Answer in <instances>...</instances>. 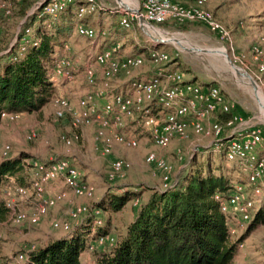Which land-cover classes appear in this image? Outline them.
Wrapping results in <instances>:
<instances>
[{"label":"built area","instance_id":"2783aa9c","mask_svg":"<svg viewBox=\"0 0 264 264\" xmlns=\"http://www.w3.org/2000/svg\"><path fill=\"white\" fill-rule=\"evenodd\" d=\"M207 1L141 0L136 9L129 10L109 7L100 0H37L26 16L35 14L38 18L44 15L55 18L68 6H73L77 16L82 18L87 13L99 10L118 12L119 24L125 28L130 27L133 21L146 26H159L165 22H200L218 37L228 39L229 31L207 7ZM2 10L9 13L8 0H0V12ZM26 16L20 21L17 33L21 30L30 33L31 28L23 25ZM75 26L76 33L91 42L106 36V30L85 25L79 20ZM15 41L16 38L12 44ZM24 49L25 46L21 45L19 50ZM252 51L254 59H259L262 49L256 45ZM90 57L92 62L86 61L83 66L88 86L86 92L75 103L68 97L58 95L52 99L54 120H68V131L59 133L63 146L69 148L78 144L82 135L80 130L89 125L95 126L94 149L102 155L110 154L115 143L126 148H137L141 132L157 148L168 146L174 138L183 139L190 132L206 136L214 142L216 149L224 151L227 160L239 162L246 173L251 194L245 185L238 183L227 197L214 196L219 200L220 211L229 214L228 232L232 234L239 229L246 230L264 187V128L253 123L251 118H244L240 112H233L221 120L219 114L232 111L236 107L234 103L225 98L217 84L197 83L185 76L179 67L174 66L175 63H170L171 56L164 49L152 47L146 54L126 53L121 43L114 41L90 54ZM145 65L149 70L147 74L131 78L126 90H115L114 85L122 74H131ZM74 68L69 58L57 59L53 65L52 80L56 81L59 77L66 81L73 80ZM257 71V78L264 80L263 61L257 63ZM20 116L21 113H0L1 120L7 121H14ZM136 127L139 134L131 129ZM34 136L35 131L30 130L27 138ZM10 149V144L0 139L2 158L9 157ZM144 161L160 171V190L178 182L175 176L172 177L173 166L156 150L146 152ZM130 166L131 162L126 158H113L106 179L113 182L122 178ZM27 169L28 179L25 182L9 176L8 182L0 188V198L7 208L5 221L36 224L56 204L57 199L69 192L76 199L65 211L66 218L52 220V228L70 231L74 225L82 224V219L86 217L93 228L103 226L101 208L88 201L94 197V186L84 178L81 169L68 155L47 160L32 159ZM52 182L61 184L54 194H50L47 188ZM134 203H138V198ZM96 241L99 245L116 243L109 232L98 235ZM93 248V244L88 246V250ZM33 249L34 246L17 254V262H23Z\"/></svg>","mask_w":264,"mask_h":264},{"label":"rangeland","instance_id":"374dc122","mask_svg":"<svg viewBox=\"0 0 264 264\" xmlns=\"http://www.w3.org/2000/svg\"><path fill=\"white\" fill-rule=\"evenodd\" d=\"M100 1L109 7L129 10L136 9L141 3V0ZM207 7L212 10L215 17L229 31L228 39L218 37L200 22L175 24V26L185 23L189 24L186 30H180L168 23H166L167 26L159 27L156 25H139L136 21H133L130 27L125 28L118 23V12L99 10L95 13L85 14L84 17L89 16L87 21H91L90 18H92L95 22H98L99 26H103L107 31V35L99 38L96 41L97 43H95V47H90L91 42H89L90 50L85 56L87 58L83 61L85 63L86 61L87 63L92 62L90 54L99 51L105 45L103 42L107 39H111L113 42H120L125 52L146 54L148 49L152 47L164 49L170 55H178L181 63L188 67L189 71L184 73L185 76L197 83L217 84L225 98L234 103L244 118H251L253 123L264 128V80L260 81L256 76L259 75L257 63L259 61L264 62V0H208ZM249 7H252L251 13H243L242 8L247 9ZM226 13L231 14V16H227ZM13 18L0 17V45H2V40H11L12 44V39L17 36L19 23ZM81 18L76 16L74 21L76 22ZM238 23L240 30H235L234 26ZM79 38L81 39L82 37L77 35L76 26L73 25L66 38H64L62 46L56 47V50H59V55H65L73 62L75 70L80 66L78 72H72L73 80L70 81L71 85L61 88L64 90H59L56 93L58 96L68 97L74 103L88 88L85 82L84 69L81 68L82 65L81 63L79 64L78 58L83 54L81 52L84 49H81V47H84L83 45L85 44L84 48H87L88 42ZM256 45L262 49L259 59H254L253 57L252 49ZM220 47L226 50V57L229 62L242 70H239V68L233 70L231 68L224 56L217 52ZM224 49H222L223 52ZM96 68L99 73V67L97 66ZM147 68L148 66L145 65L143 68L133 70L131 74H122L123 76H120L121 81H116L119 85L118 88L126 90L128 81L131 78L147 74L149 72ZM59 79L63 81L62 77H59ZM84 83L86 84L85 91ZM21 115L14 121L4 120L5 122L2 124L4 128L0 129V139L3 142H8L11 147L9 157L23 154L24 158L28 156L27 161L30 162L32 159L47 160L50 157L68 155L72 162L81 163L82 167H89L87 172H89L90 183L94 186L95 191L94 197L88 201L95 205H98L101 199L107 198L116 189L123 188L127 189L124 191L133 190L137 192L139 202L145 201L151 189H160V171L147 165L144 161L146 152L150 150H156L160 156L170 162L173 166L172 177L175 176L177 179L185 174L187 167L186 171L189 169V164L194 156L203 155V158H205L208 154H211L212 157L218 152L211 139L194 132H190L183 139L174 138L164 148H157L154 145L146 144L149 143L147 135L143 132L139 134V128L136 127L131 129L139 134L142 139L140 146L137 148H126L118 144L112 146L110 154L102 155L94 149V125L82 128L80 130L82 135L79 143L66 148L59 140V133L68 131V126L65 125L62 128V124L54 120L51 104L46 105L41 111L23 113ZM85 128L87 129L86 133ZM30 130L35 131V136L32 139L27 138ZM12 131L17 134L10 135ZM1 156L0 152V161L5 159ZM115 157L128 159L131 162V166L122 178L109 182L106 179V173L111 160ZM225 161L227 164L232 162L227 159ZM25 162L23 163L25 164ZM82 169L81 171L83 172ZM232 175L238 178V180H235L234 177L231 181L232 184L234 186L239 182L244 184L251 194V188H248L247 184L246 173L241 169L240 172H232ZM27 179L28 169L24 167V171L20 175V181L25 182ZM60 185L59 182L50 183L47 188L54 189L50 194H54L56 188H59ZM75 199L69 192L65 196H61V198L57 199L56 204L52 206L54 209L50 210L52 208L50 207L36 224H13L5 220L0 223V264H20L17 262V254L32 246L35 248L53 239V235L50 232L56 228H52V220L54 218H66L67 214L65 211ZM61 202L65 203L61 204ZM134 202L135 199H130L122 209L113 211V218L112 216L110 218L112 219L111 221L109 219V222H107L108 219H106L105 215L102 218V227L106 228V226H109L105 231L112 234L115 242L119 240L118 237L121 236L123 227L134 218ZM102 210L104 212V209ZM88 221L87 217L83 218L82 224H79V226L74 225L75 228L73 227L70 231H74L77 227H85L84 225L89 224ZM89 226L93 228L91 224ZM118 228L121 229L118 230ZM68 231L65 230V232ZM244 231L239 229L238 232L229 234L231 238L235 237V239L247 237L243 240L244 242L240 240L238 246H246V250L255 252L248 264H264V222L252 226L247 233H243ZM105 245L103 248L109 247Z\"/></svg>","mask_w":264,"mask_h":264},{"label":"trees","instance_id":"16d2710c","mask_svg":"<svg viewBox=\"0 0 264 264\" xmlns=\"http://www.w3.org/2000/svg\"><path fill=\"white\" fill-rule=\"evenodd\" d=\"M8 1L10 11L5 13L2 10L0 17H14L20 23L37 0ZM76 16L72 6L55 19L45 15L38 18L31 14L26 16L23 24L31 28L30 33L21 30L13 44L11 40H2L0 113H33L48 104L52 105V99L58 92L52 80L54 62L62 57L68 58L59 55L56 47L62 46ZM117 17L119 23V15ZM79 21L87 25L84 19ZM166 23L158 25L164 27ZM188 25L174 26L186 30ZM234 29L240 30L239 23ZM21 45L25 49L20 52ZM170 56V63L188 73V67L181 63L178 55ZM233 112L240 111L235 107L232 111L219 114V118L225 120ZM59 124L64 128L68 120H61ZM24 157L19 154L0 161V188L8 182L9 176L21 182L20 175L30 164L28 156ZM225 160L223 150H218L212 157L211 154L205 158L203 155L194 156L189 169H185V174L179 177L176 184L165 190L151 189L143 202H139L137 192L124 191L127 189L123 188L101 199L98 206L113 212L122 209L130 199L138 198L133 207L134 218L128 223L125 235L115 244H97V236L106 233L105 230H97L93 239L88 241L89 234L86 233L89 230L83 227L80 231L74 230L70 235L50 239L35 247L20 264H82L80 255L91 244L94 245L90 252L95 255V264H229L235 245L242 237L232 240L228 232L229 214L220 211L219 200L214 196L227 197L234 187L231 181L234 177L238 180L232 172H240L241 169L239 162L227 164ZM245 189L248 190L247 186ZM6 218L7 208L0 198V223ZM261 222H264V205L253 213L247 231ZM104 245L109 247L103 248Z\"/></svg>","mask_w":264,"mask_h":264},{"label":"crops","instance_id":"0c3cea01","mask_svg":"<svg viewBox=\"0 0 264 264\" xmlns=\"http://www.w3.org/2000/svg\"><path fill=\"white\" fill-rule=\"evenodd\" d=\"M243 9V13H245V12H250L251 10H252V7H249V8H247V9H244V8H242ZM72 10H74V7L72 6ZM251 13V12H250ZM224 15V14H223ZM226 15L227 16H231V14H228V13H226ZM233 17H235L234 15H232ZM86 18V19H85ZM87 18H89V16H85V17H83L82 19H84L85 21H83V22H85L86 24H88V25H91V26H93V27H95V28H97V29H104L105 30V28L103 27V26H99V24H98V22H95L92 18H90L91 19V21H87ZM78 21V20H77ZM77 21L75 22L74 21V24L73 25H75L76 23H77ZM171 25H175V24H171ZM78 35V34H77ZM106 35H107V31H106ZM79 36V35H78ZM101 38V37H100ZM80 39V38H79ZM82 40H85L86 42H88L87 44H88V47L87 48H84L85 47V44L83 45L84 47H81V49L83 48L84 50L81 52V53H83V54H81V56H79L78 58H79V64L81 63V65H82V67L81 68H83V64L85 63V61H83V60H85V58H87V57H85L86 56V54L87 53H89V48L90 47H95V43H97L96 41L95 42H91V41H89V40H87L86 38H81ZM80 39V40H81ZM99 39V38H98ZM97 39V40H98ZM167 40V39H166ZM89 42H91V46L89 47ZM113 41L110 39V40H106V41H104L103 43L105 44L101 49H103V48H105L106 46H108V45H110L111 43H112ZM100 49V50H101ZM222 49H224V48H222V47H220V48H218L217 49V52L218 53H220V54H222L223 56H224V58L227 60V62L229 63V65L231 66V68L233 69V70H236L237 68H239V67H236L235 65H233V64H230V62H229V60L227 59V57H226V50L224 49V52L222 51ZM126 53H129V51L127 52L126 51ZM130 53H132V52H130ZM99 67V66H98ZM80 68V66L78 67V69L76 70L77 72H78V70H80L79 69ZM82 70V69H81ZM239 70H242L241 68H239ZM77 76H79V75H77ZM123 76V75H122ZM81 77V76H80ZM119 82L121 81V79L119 78V80H118ZM76 82V81H75ZM81 82H83V80H81ZM71 82L70 81H66V80H64V78H63V81L61 80V79H57L56 81H55V85H56V87H57V91H61V90H64V89H61V88H65V87H68V85H71L70 84ZM85 83H84V91L86 90V87H85ZM87 86V85H86ZM115 87V90H117L118 89V84L116 83L115 85H114ZM121 89V88H120ZM82 92H83V90H82ZM76 101V100H75ZM22 116V115H21ZM4 120H1L0 121V129H2V128H4V126L2 125V124H4ZM85 130V133L87 132V129L85 128L84 129ZM17 133L15 132V131H12V133L10 134V135H16ZM10 135H9V137H10ZM11 138V137H10ZM12 139V138H11ZM147 139H148V142L149 143H146V144H150L151 146H153V144L151 143V141L149 140V137L147 136ZM141 141H142V139L140 138V144H141ZM140 144H139V146H140ZM145 144V143H144ZM116 145H118V144H113V146H116ZM79 168H83L82 170H83V176H84V178L87 180V181H91L90 180V175H89V172H87V171H89L88 169H89V167H82V165H81V163H75ZM85 171V172H84ZM159 172V171H158ZM160 173V172H159ZM262 182H263V185H264V177H263V180H262ZM57 189V188H56ZM54 191V189L52 188V189H48V192L50 193V192H53ZM79 200V199H78ZM65 202H61V204H64ZM256 203H258V204H256ZM256 203H255V205H256V207L258 208L259 206H261V205H264V187H263V192H262V195H260V196H258V198H257V200H256ZM52 209H54L53 207L52 208H50V210H52ZM104 213H105V216H106V219H108L107 220V222H109V219L111 218V216H112V214H113V212H107V211H104ZM112 218H113V216H112ZM112 219H110V221H111ZM130 221H132V219L130 220ZM129 221V222H130ZM113 222V221H112ZM128 222V223H129ZM128 223L123 227V232H122V234H121V236H119L118 237V239H121V237L122 236H124L125 235V233H126V230H127V225H128ZM85 227H87L88 229L87 230H89L86 234H89V238H88V241L90 240H92L93 239V234H95L96 233V231L97 230H106V228H108L109 226H106V228H92V227H90L89 226V224H86V225H84ZM82 228L83 227H78L77 229H75V230H78V231H80V230H82ZM121 228H118V230H120ZM51 231V230H50ZM72 232L73 231H68V232H65V231H63L62 229H55V230H52L50 233L53 235V238H59V237H65V236H67V235H70V234H72ZM247 233V230H245L243 233ZM247 238V237H246ZM246 238H244L243 237V239H242V241L243 240H245ZM235 239V237H233L232 238V240H234ZM244 242V241H243ZM254 253L255 252H252V250H246V246L245 247H240V246H238V243L235 245V250H234V254H233V257H232V259H231V261L229 262V264H248L249 263V261H250V259H252L253 258V255H254ZM80 259H81V262H82V264H95V255H94V253H92V252H90V251H88V250H83L82 251V253H81V255H80ZM256 259H258V258H256Z\"/></svg>","mask_w":264,"mask_h":264},{"label":"bare ground","instance_id":"6f19581e","mask_svg":"<svg viewBox=\"0 0 264 264\" xmlns=\"http://www.w3.org/2000/svg\"><path fill=\"white\" fill-rule=\"evenodd\" d=\"M231 64V63H230ZM264 100V99H263Z\"/></svg>","mask_w":264,"mask_h":264}]
</instances>
